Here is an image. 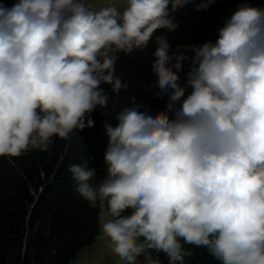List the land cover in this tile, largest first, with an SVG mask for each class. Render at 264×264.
I'll list each match as a JSON object with an SVG mask.
<instances>
[{
  "label": "clouds",
  "instance_id": "obj_1",
  "mask_svg": "<svg viewBox=\"0 0 264 264\" xmlns=\"http://www.w3.org/2000/svg\"><path fill=\"white\" fill-rule=\"evenodd\" d=\"M216 2H0V157L49 152L55 138L92 127L109 99L102 86L128 87L119 54L174 31L179 8ZM155 43L144 90L166 97L164 109L141 111L147 104L130 97L115 126L103 125L102 180L87 161L73 164L75 191L92 208L106 202L102 231L124 264H161L160 253L185 264V245L219 264H264V8L241 0L215 42Z\"/></svg>",
  "mask_w": 264,
  "mask_h": 264
},
{
  "label": "trees",
  "instance_id": "obj_2",
  "mask_svg": "<svg viewBox=\"0 0 264 264\" xmlns=\"http://www.w3.org/2000/svg\"><path fill=\"white\" fill-rule=\"evenodd\" d=\"M90 119L92 127L74 132L69 141L55 138L49 152L0 157V264H70L95 240L100 202L90 207L69 172L71 165L87 161L97 172L95 183L104 176L107 122L98 108ZM185 247L193 253L185 264H219L206 249ZM159 260L169 264L163 253Z\"/></svg>",
  "mask_w": 264,
  "mask_h": 264
},
{
  "label": "rangeland",
  "instance_id": "obj_3",
  "mask_svg": "<svg viewBox=\"0 0 264 264\" xmlns=\"http://www.w3.org/2000/svg\"><path fill=\"white\" fill-rule=\"evenodd\" d=\"M5 6L11 7L15 0H0ZM96 8L114 4L118 8H123V0H89ZM254 7L264 8V0H247ZM241 0H217L208 10L196 11L194 4H187L179 8L175 13V18L179 21V26L174 31L164 29L158 30L153 34L152 39L144 49H136L131 55L119 54V60L116 65V73L121 77L122 82H126L127 89H121L118 93H113L109 85H103L105 93L109 97L105 107H97L107 118L112 121L107 123L115 126L116 114L125 107H129L130 97H135L138 102L147 104V109L141 111L160 112L164 109L166 97L153 96L152 93L144 89L155 81L151 72V62L153 53L156 50L155 39L157 36H166L171 42L172 48L180 44H197L208 41L215 42L218 37V29L223 27L227 18H229L238 7ZM187 68V66H186ZM186 70V69H185ZM184 73H181L183 80ZM191 89H186V95ZM107 146V137L105 149ZM104 168V158L102 161ZM105 170V169H104ZM107 210L104 201H100L99 212V232L95 240L83 246L77 253L70 264H124L123 261L112 251L109 245V238L102 231V224L106 219ZM139 264H146L144 257H140Z\"/></svg>",
  "mask_w": 264,
  "mask_h": 264
}]
</instances>
